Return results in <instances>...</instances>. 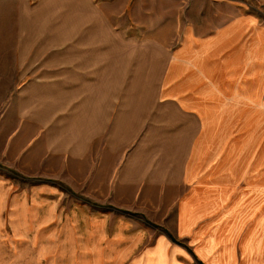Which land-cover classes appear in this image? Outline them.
Listing matches in <instances>:
<instances>
[{"label": "crops", "instance_id": "1", "mask_svg": "<svg viewBox=\"0 0 264 264\" xmlns=\"http://www.w3.org/2000/svg\"><path fill=\"white\" fill-rule=\"evenodd\" d=\"M21 18L0 264H71L41 234L55 190L111 244L100 264H264V0H36Z\"/></svg>", "mask_w": 264, "mask_h": 264}, {"label": "rangeland", "instance_id": "2", "mask_svg": "<svg viewBox=\"0 0 264 264\" xmlns=\"http://www.w3.org/2000/svg\"><path fill=\"white\" fill-rule=\"evenodd\" d=\"M36 0H0V106L6 100L14 96L15 91L21 85L16 81V67H15V52L13 46L17 39L18 30L20 31V20L22 13L27 7H30ZM174 24V23H173ZM171 30H174L171 29ZM174 33V31H173ZM138 41L145 39V37H152V39H163L169 45V48L174 47L178 42L176 34L166 35H151V34H137L135 35ZM46 174H41L39 177L41 186L55 185L60 189L61 186L69 187L62 179L54 184L52 182H45ZM78 183V179L75 180ZM57 203V219L56 222L50 226L45 227L41 234L46 235L56 234L57 243L65 246L70 255L71 264H100L104 262L105 252L110 254L111 245L108 242L98 243L94 236L90 234L85 235V226L81 223L82 216L79 209V194L73 195L70 192L55 190ZM65 218H70L69 224L65 222ZM87 252V259L81 257V252ZM103 256V258H102Z\"/></svg>", "mask_w": 264, "mask_h": 264}]
</instances>
